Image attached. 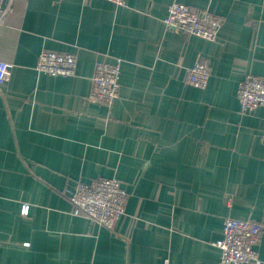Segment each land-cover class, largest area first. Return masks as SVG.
Wrapping results in <instances>:
<instances>
[{
	"label": "crops",
	"instance_id": "obj_1",
	"mask_svg": "<svg viewBox=\"0 0 264 264\" xmlns=\"http://www.w3.org/2000/svg\"><path fill=\"white\" fill-rule=\"evenodd\" d=\"M173 2L223 17L218 37L167 27ZM127 3L4 1L0 60L13 68L0 84V264H221L213 242L226 218L264 223V106L243 113L237 97L247 74L264 76V0ZM44 48L77 52V74L36 70ZM199 55L205 89L186 81ZM116 58L119 97L90 101L96 59ZM99 176L128 192L114 228L68 197ZM256 249L264 264V231Z\"/></svg>",
	"mask_w": 264,
	"mask_h": 264
},
{
	"label": "built area",
	"instance_id": "obj_2",
	"mask_svg": "<svg viewBox=\"0 0 264 264\" xmlns=\"http://www.w3.org/2000/svg\"><path fill=\"white\" fill-rule=\"evenodd\" d=\"M0 0V24L4 23L12 7ZM127 6V0H110ZM223 17L209 10H194L181 2H173L168 8L164 22L167 27L215 40L223 24ZM122 59L113 62L96 59L91 76V87L87 98L111 107L120 94ZM78 67L77 52H60L44 48L38 56L36 70L51 75L75 76ZM13 65L0 60V84L12 74ZM211 75L208 57L199 55L193 66L187 69L186 81L197 88L205 89ZM237 97L243 113L264 106V76L247 74L238 83ZM69 200L85 217L108 228H114L125 213L128 192L118 177L99 176L91 182L80 181L69 192ZM31 204L22 202L20 213L29 216ZM76 212V211H75ZM264 223L254 219L228 217L224 220L222 236L213 243L221 252V264H262L256 246L260 243ZM163 264L173 263L165 258Z\"/></svg>",
	"mask_w": 264,
	"mask_h": 264
}]
</instances>
